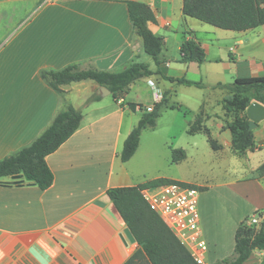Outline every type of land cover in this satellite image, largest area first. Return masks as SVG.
<instances>
[{
  "label": "crops",
  "instance_id": "obj_1",
  "mask_svg": "<svg viewBox=\"0 0 264 264\" xmlns=\"http://www.w3.org/2000/svg\"><path fill=\"white\" fill-rule=\"evenodd\" d=\"M126 1L0 0V159L29 145L67 105L82 112L79 128L46 156L53 173L48 188L22 173L0 177V264H124L140 245L123 239L127 226L106 191L158 177L199 190L207 264L233 253L236 229L250 215L259 212L255 227L264 225V173L256 171L264 163V121L253 129L255 149L237 155L226 128L233 116L222 106L232 92L219 85L264 75V24L223 29L185 15L183 0H135L154 11L151 29L164 39L157 66L133 30ZM192 37L205 48L202 63L179 61L181 42ZM136 61L153 73L132 82L120 103L109 99L111 93L102 95L101 85L90 79L57 91L41 77L42 70L73 63L119 71ZM150 81L167 105L156 126L143 130L149 151L154 153L156 137L170 150L181 147L183 160L193 158L209 170L205 178L141 179L134 159L138 148L129 160H120L124 139L141 116L138 107L153 105ZM197 116L219 149L195 145L194 136H206L188 132ZM263 259L264 249H254L242 264Z\"/></svg>",
  "mask_w": 264,
  "mask_h": 264
},
{
  "label": "trees",
  "instance_id": "obj_2",
  "mask_svg": "<svg viewBox=\"0 0 264 264\" xmlns=\"http://www.w3.org/2000/svg\"><path fill=\"white\" fill-rule=\"evenodd\" d=\"M127 11L135 34L141 37L144 51L160 64V53L164 39L153 33L151 26L156 23L154 11L146 3L127 0ZM183 13L195 17L207 24L229 30H247L264 24V0H183ZM205 48L195 38H185L179 47L180 62L202 63L205 60ZM146 63L132 62L119 71L82 69L78 64H68L57 70H42L43 80L57 91L63 84L90 79L110 90L118 102L128 93L130 84L135 80L152 74ZM173 80V78H170ZM179 83L200 86V82L185 78L176 79ZM231 90L232 95L223 99L222 106L233 118L226 124L232 135V149L237 155H243L256 147L253 130H250L246 107L252 101L264 104V75L238 77L231 84L221 85ZM98 98V95H95ZM167 105L165 99L154 103L151 110H142L136 125L123 142L119 158L122 162L129 160L138 148L141 132L154 128L162 108ZM130 109L136 106L129 104ZM172 107V106H171ZM82 112L67 105L60 110L51 123L27 146L14 154L0 159V177L22 173L27 181L34 182L40 189L48 188L53 182V173L46 162V156L54 152L80 126ZM197 116L190 123L188 132L194 134L202 131L206 134L210 146L217 150L221 147L211 136L208 128ZM186 157L183 148H171L170 161L177 163ZM264 173V163L257 170ZM175 181L158 177L136 185L114 186L106 193L113 202L126 226L140 245L124 264H195L188 250L180 243L161 218L151 210L143 199L141 190ZM183 184H187L184 183ZM190 185V184H187ZM192 186V185H191ZM254 249H264V225L259 228L248 226L245 220L235 232L234 251L230 256L218 259L214 264H242ZM264 264V259L262 263Z\"/></svg>",
  "mask_w": 264,
  "mask_h": 264
},
{
  "label": "built area",
  "instance_id": "obj_3",
  "mask_svg": "<svg viewBox=\"0 0 264 264\" xmlns=\"http://www.w3.org/2000/svg\"><path fill=\"white\" fill-rule=\"evenodd\" d=\"M152 87L153 105L159 102L162 92L155 82L150 81ZM122 99L118 100L120 103ZM153 105L140 110H151ZM143 199L175 237L188 250L195 264H207V244L201 236L199 228L200 214L198 210L199 190L181 181H172L155 186L144 187L141 190ZM259 212H255L245 219L248 226L259 224Z\"/></svg>",
  "mask_w": 264,
  "mask_h": 264
},
{
  "label": "rangeland",
  "instance_id": "obj_4",
  "mask_svg": "<svg viewBox=\"0 0 264 264\" xmlns=\"http://www.w3.org/2000/svg\"><path fill=\"white\" fill-rule=\"evenodd\" d=\"M109 99H112V96ZM147 131L148 133L150 132V130ZM145 133L147 132H141L140 145L138 146L136 156H134L136 165L140 169L142 167L141 179H149L155 175L203 179L209 174V170L202 164L197 163L193 158H187L179 163H172L170 161L171 150L168 148V145L163 144L159 137L154 139L153 146L155 151L152 153V151H149L150 145L145 138ZM194 137V139H198L195 145L200 150L208 151L210 149V144L204 134ZM182 145L187 146L186 143H182Z\"/></svg>",
  "mask_w": 264,
  "mask_h": 264
},
{
  "label": "water",
  "instance_id": "obj_5",
  "mask_svg": "<svg viewBox=\"0 0 264 264\" xmlns=\"http://www.w3.org/2000/svg\"><path fill=\"white\" fill-rule=\"evenodd\" d=\"M99 92H101L102 95H105V94H109L110 90L105 86H101L99 88ZM245 113L248 118V123H249L248 128L250 130L256 129L259 123L264 121V104L254 100L246 107ZM123 233L125 235L123 239L127 238V240L130 242L135 241V237L133 236L132 232L128 227L124 229Z\"/></svg>",
  "mask_w": 264,
  "mask_h": 264
}]
</instances>
